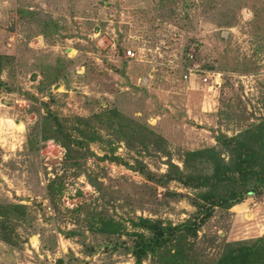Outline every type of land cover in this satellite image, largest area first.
I'll return each mask as SVG.
<instances>
[{
    "label": "rangeland",
    "instance_id": "1",
    "mask_svg": "<svg viewBox=\"0 0 264 264\" xmlns=\"http://www.w3.org/2000/svg\"><path fill=\"white\" fill-rule=\"evenodd\" d=\"M0 54V264H169L181 244L139 262V218L185 224L207 191L171 166L211 173L264 120V0H0ZM236 206L177 264L264 237V195Z\"/></svg>",
    "mask_w": 264,
    "mask_h": 264
},
{
    "label": "trees",
    "instance_id": "2",
    "mask_svg": "<svg viewBox=\"0 0 264 264\" xmlns=\"http://www.w3.org/2000/svg\"><path fill=\"white\" fill-rule=\"evenodd\" d=\"M186 56L188 61H191L188 54ZM9 63L11 59L0 54V87L4 84L1 75ZM194 63L195 61L192 62ZM256 134L249 138L245 135L233 138L227 135L219 136L217 140L220 150H212L214 160L211 163L214 167L211 173L183 172L179 167L171 166L173 169L169 172L168 178L180 182L185 188L207 191L201 194L199 199L192 200L197 213L193 220L185 224L173 226L171 223L165 224L162 221L139 218L138 227L143 229L142 233H137L141 238L135 250L139 262L150 253L153 258L160 257V251L165 246L181 244L179 249L169 254L172 259L169 264H177L179 256L182 253L185 254V249L190 250L191 246L189 241L182 244L181 240L187 242L186 239L190 235L198 238L202 225L213 217L217 208L228 211L244 202L249 195H264V120L257 125ZM226 153L227 156H225ZM190 155L194 159L201 160L204 152L196 151ZM115 159L120 160V158ZM141 172L148 176L145 169ZM15 207L23 208L13 206L14 209ZM3 208L5 206H0V209ZM3 225L5 229L8 228L6 221ZM216 264H264V237L248 242L225 243Z\"/></svg>",
    "mask_w": 264,
    "mask_h": 264
},
{
    "label": "built area",
    "instance_id": "3",
    "mask_svg": "<svg viewBox=\"0 0 264 264\" xmlns=\"http://www.w3.org/2000/svg\"><path fill=\"white\" fill-rule=\"evenodd\" d=\"M127 54H128V58L129 59H135L136 58V53L135 52H133V51H128L127 52ZM188 58H189V60H194V58H195V56L193 55V54H189L188 53ZM189 71H188V76L192 73V69H188ZM215 74H216V83H219L220 82V78L222 77V74L221 73H219V72H215ZM188 76H185V78H188ZM214 76V73H210L209 75H208V78H206V79H204V81L206 82V83H208L209 82V78H211V77H213Z\"/></svg>",
    "mask_w": 264,
    "mask_h": 264
},
{
    "label": "bare ground",
    "instance_id": "4",
    "mask_svg": "<svg viewBox=\"0 0 264 264\" xmlns=\"http://www.w3.org/2000/svg\"><path fill=\"white\" fill-rule=\"evenodd\" d=\"M236 207H237V206H235L234 208H236ZM234 208H233V209H234Z\"/></svg>",
    "mask_w": 264,
    "mask_h": 264
}]
</instances>
